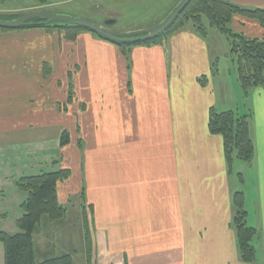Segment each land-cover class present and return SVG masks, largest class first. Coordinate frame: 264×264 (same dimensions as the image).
<instances>
[{
	"label": "crops",
	"instance_id": "crops-1",
	"mask_svg": "<svg viewBox=\"0 0 264 264\" xmlns=\"http://www.w3.org/2000/svg\"><path fill=\"white\" fill-rule=\"evenodd\" d=\"M228 1L264 9V0ZM230 24L264 39V23ZM219 54L191 26L127 56L91 32L71 41L55 28L0 30V232L15 233L23 215L16 181L67 167L57 186L66 213L34 231L37 261L77 245L74 264H88V217L90 264H264V86L243 95L234 61L221 69ZM211 108L251 112V163L234 159L228 172L222 137L208 131ZM63 131L70 142L60 146ZM235 191L257 229L254 262L236 246Z\"/></svg>",
	"mask_w": 264,
	"mask_h": 264
},
{
	"label": "trees",
	"instance_id": "trees-1",
	"mask_svg": "<svg viewBox=\"0 0 264 264\" xmlns=\"http://www.w3.org/2000/svg\"><path fill=\"white\" fill-rule=\"evenodd\" d=\"M36 1L45 3L46 0ZM18 16H11L9 19ZM236 16L251 18L260 24L264 23L263 8H246L228 0H190L188 5L169 23L164 32L145 41L114 42L89 28L59 21L51 24L43 23L42 18H32L30 19L32 23L29 22V24L19 26L18 28L0 27V30L7 31L41 27L53 30L55 28L61 30L65 38L71 41L75 40L77 35L82 31L91 32L99 39L114 43L121 53L126 56L135 46L147 47L156 45L171 34L186 28V26L193 27L195 32L202 38L207 35L209 30H214L230 40V49L233 60H235L237 72L236 81L242 94L247 96L248 91L252 90L253 87L264 86V39L248 38L240 32H235L230 23ZM216 71L217 65L214 62L211 67V73H215ZM198 80L201 83H205L206 77L202 76ZM68 91L67 102L71 101L74 97L70 85ZM250 117V111L243 112L242 114L233 110L217 112L213 108L209 111L208 131L212 134L221 135L223 154L229 173H231L234 159H239L249 164L254 157L255 144L251 137ZM69 142V133L63 131L60 135V146H64ZM70 175V169L64 167L53 172L25 176L16 181L15 186L19 190L26 192L27 198L21 205L23 215L16 220L17 231L15 233L0 232V242L4 245V264H74L72 255L68 253L37 261L34 255L33 243L34 231L38 228L41 216L44 215L48 219L56 221L65 215L66 207L59 202L57 186L60 181L67 179ZM231 200L234 211L231 223L234 235H236V246L238 247L239 256L244 262H254L258 258L257 245L255 243L258 234L257 229L246 222L247 211L244 207L245 199L243 192L235 191ZM84 229L87 262L90 264L93 241L86 224H84Z\"/></svg>",
	"mask_w": 264,
	"mask_h": 264
},
{
	"label": "rangeland",
	"instance_id": "rangeland-1",
	"mask_svg": "<svg viewBox=\"0 0 264 264\" xmlns=\"http://www.w3.org/2000/svg\"><path fill=\"white\" fill-rule=\"evenodd\" d=\"M173 1L174 0H46L45 3H39L36 0H3L0 1V18L9 19L11 16H20L29 11L45 10L62 15L66 14L74 17L90 18L97 22H105L112 18L115 22L112 23L110 27L120 33L146 31L162 20L163 16L171 8H168V6ZM206 36L209 39L210 47L214 49L216 53H220L218 55V60L220 61L219 67L221 69H223V67L229 68L230 62L233 60V55L230 52L226 37L214 30L208 31ZM233 61L235 63V60ZM42 218H44V215L41 216L39 225ZM83 220L89 229V218L85 217ZM58 231H64L61 225L58 227ZM54 241H56V238H54L53 242ZM72 243L75 245L77 242ZM74 250V252L77 253L75 254L72 252L71 254L73 262L79 261L82 254L78 251L77 245L74 247ZM95 255L94 252V262ZM91 258L92 255L90 256V259Z\"/></svg>",
	"mask_w": 264,
	"mask_h": 264
},
{
	"label": "water",
	"instance_id": "water-1",
	"mask_svg": "<svg viewBox=\"0 0 264 264\" xmlns=\"http://www.w3.org/2000/svg\"><path fill=\"white\" fill-rule=\"evenodd\" d=\"M190 0H178L173 6L169 9V11L163 16L162 20L157 23V25L149 28L146 31H135V32H117L113 30L110 26L115 22L114 19L107 20L105 22H97L90 18L83 17H74L70 15H62L55 12L45 11V10H33L28 13L22 14L16 18L12 19H2L0 18V27H9V28H18L19 26H23L29 24L30 19L32 18H42L43 23L51 24L55 21L66 22L71 25H80L85 28H89L92 31L97 32L99 35L101 34L105 38L109 40H113L115 42H123V41H131L135 42V40H147L157 36L159 33L164 32L169 23L177 17V15L188 5ZM32 23V22H30Z\"/></svg>",
	"mask_w": 264,
	"mask_h": 264
},
{
	"label": "bare ground",
	"instance_id": "bare-ground-1",
	"mask_svg": "<svg viewBox=\"0 0 264 264\" xmlns=\"http://www.w3.org/2000/svg\"><path fill=\"white\" fill-rule=\"evenodd\" d=\"M107 21V20H106ZM104 37V36H103ZM111 41V40H110ZM115 42V41H114Z\"/></svg>",
	"mask_w": 264,
	"mask_h": 264
}]
</instances>
